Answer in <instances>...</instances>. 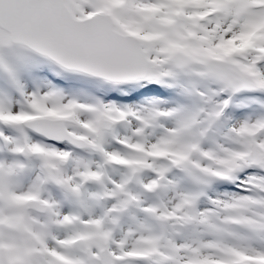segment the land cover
<instances>
[{"label": "snow or ice", "instance_id": "6c2138e0", "mask_svg": "<svg viewBox=\"0 0 264 264\" xmlns=\"http://www.w3.org/2000/svg\"><path fill=\"white\" fill-rule=\"evenodd\" d=\"M0 264H264V0H0Z\"/></svg>", "mask_w": 264, "mask_h": 264}]
</instances>
